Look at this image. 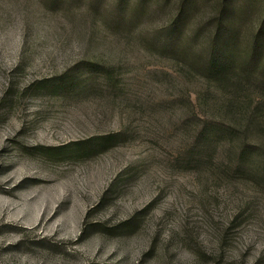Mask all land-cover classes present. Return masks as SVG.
Here are the masks:
<instances>
[{
	"label": "rangeland",
	"instance_id": "rangeland-1",
	"mask_svg": "<svg viewBox=\"0 0 264 264\" xmlns=\"http://www.w3.org/2000/svg\"><path fill=\"white\" fill-rule=\"evenodd\" d=\"M216 34L264 43V0H0V264H264Z\"/></svg>",
	"mask_w": 264,
	"mask_h": 264
},
{
	"label": "trees",
	"instance_id": "trees-1",
	"mask_svg": "<svg viewBox=\"0 0 264 264\" xmlns=\"http://www.w3.org/2000/svg\"><path fill=\"white\" fill-rule=\"evenodd\" d=\"M218 38L217 35L212 41L213 58L206 65V70L211 79L219 83L231 84L234 87V97L231 98L234 108L229 110V104H223L224 110L228 114L231 113L229 125L224 132L242 141V156L255 154L258 151L262 153L264 151V57L259 54V50L264 48V43L260 36H254L244 55L240 51L238 58L234 57L235 52L217 57ZM79 68H83V65H78L77 68L67 73H86L84 70L80 71ZM106 73L115 72L107 67ZM247 89L250 93L240 94L239 91ZM238 94L239 97H237ZM202 136L206 141L213 142L217 138V133L214 129H210L203 131L200 138Z\"/></svg>",
	"mask_w": 264,
	"mask_h": 264
}]
</instances>
